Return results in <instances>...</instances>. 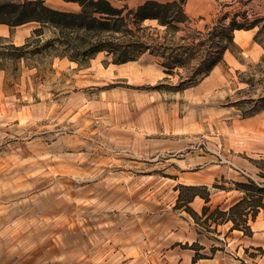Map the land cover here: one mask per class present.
<instances>
[{"label": "rangeland", "instance_id": "374dc122", "mask_svg": "<svg viewBox=\"0 0 264 264\" xmlns=\"http://www.w3.org/2000/svg\"><path fill=\"white\" fill-rule=\"evenodd\" d=\"M111 1L134 8L146 0ZM184 9L189 29L178 36L191 35L190 30L206 33V26L212 29L224 16L226 24L235 20L244 28L234 32L235 52L227 50L208 75L183 90L173 86L185 78L187 68L167 74L159 56L113 63L110 55L99 52L79 64L60 57L58 47L36 52L53 38L50 25L39 38L32 33L31 46L24 50L0 38V69L5 70L0 86V211L27 208L29 229L21 231L27 242L38 230L44 232L42 240L76 239L91 250L90 264H132L133 255L140 264L149 259L170 264L167 251L191 249L184 238L192 223L196 230L207 224L175 206L179 181H189L184 171L221 168L209 187L212 192L221 189L214 185L230 189L218 194L233 199L243 194L236 182L252 179L264 186V109L244 117L235 105L263 92L264 64H257L264 48L254 36L264 26V0H187ZM256 20L261 22L250 28ZM150 23L156 26H143ZM158 29L163 35V27ZM149 33L157 36L154 29ZM259 38L264 40V32ZM252 72L256 85L251 87L243 80ZM100 190L109 208L101 220L99 211L82 209L99 206V200L89 203V196ZM75 196H85L79 199L77 221L88 217L92 223H83L76 234L73 222L67 225L68 214L51 212L68 210ZM32 209L46 214L44 226L30 222ZM117 209L122 214L116 215ZM55 221L65 225L52 226Z\"/></svg>", "mask_w": 264, "mask_h": 264}, {"label": "trees", "instance_id": "16d2710c", "mask_svg": "<svg viewBox=\"0 0 264 264\" xmlns=\"http://www.w3.org/2000/svg\"><path fill=\"white\" fill-rule=\"evenodd\" d=\"M79 4L78 11H65L51 7L46 0H0V23L17 26L27 22H38L41 26L33 30L36 37L44 34L45 26L54 28V36L42 47L38 46L36 52L47 48H61L59 56L68 57L70 61L83 64L88 62L99 52L110 55L113 63H126L139 59L142 55L159 56L165 73L174 74L175 69L186 67L187 75L181 77L173 90H183L208 75L212 69L223 60V54L229 50L234 53L238 48L235 42V30L244 28L243 24L232 20L224 22L226 16L207 32L190 30L191 35H179L181 31L188 30L190 22L184 7L187 0H146L137 7H119L111 0H64ZM144 22H155L143 26ZM261 20L254 21L253 28ZM182 24H185L182 26ZM158 26L163 27L160 35ZM151 29L157 36L149 33ZM264 32L261 27L254 39L263 46L264 40L259 38ZM209 35L207 40L199 42L186 41L190 37ZM195 36V37H194ZM28 40L14 47L24 50L31 46ZM196 60V66L191 64ZM264 64V55L257 66ZM264 74V70H261ZM255 74L243 80L251 87L255 86ZM262 93L258 98H242L235 102L244 117L255 115L264 109V84ZM237 189L243 192L242 196L228 208L204 205L202 212L198 213L191 206L195 197L199 196L208 202L211 188L207 185L178 184L177 208H184L195 220L203 218L205 222L212 220L216 223L231 222V229L242 230L251 234L250 220L255 219L258 211L264 208V186L249 179L248 182H236ZM216 188L224 189L214 185ZM195 251L194 260L206 257L200 252L203 248L197 242L185 244ZM215 250V248H212Z\"/></svg>", "mask_w": 264, "mask_h": 264}, {"label": "crops", "instance_id": "0c3cea01", "mask_svg": "<svg viewBox=\"0 0 264 264\" xmlns=\"http://www.w3.org/2000/svg\"><path fill=\"white\" fill-rule=\"evenodd\" d=\"M53 1L50 5L53 8L65 10V11H78L80 6L76 2H68L64 0H46ZM34 21L27 22L17 26H9L7 24L0 23V38H9L14 44L20 45L24 43L33 33V30L37 28L33 24ZM65 58V57H64ZM73 62V61H71ZM76 63V62H73ZM5 78V70L0 69V86L3 84ZM186 173L185 178H189V181H179L178 184L187 185H207L215 181L222 170L217 166L213 168H207L205 170L184 171ZM183 177V176H181ZM226 193L232 190L220 189ZM238 191V190H235ZM91 192V191H90ZM219 192H212L210 200H205L199 196L195 197L190 203L195 211L202 212L204 205L210 206V209L220 206L222 208H228L235 203L240 197L233 199L226 194H218ZM87 193V192H86ZM104 192L93 191L89 196V203H93L94 200H99L98 207L83 206L84 211L96 212L99 211L98 216L100 220L102 216H107L109 213L108 204L104 201ZM85 196H75L70 204L68 210L60 211L53 208L51 212L54 215L68 214V227L72 226L73 233L80 229L83 225H92L90 219L85 217L83 222L77 221L75 215L80 209L79 199H83ZM88 196H86V199ZM85 204V203H84ZM27 208L20 207L18 210L13 208H5L0 211V264H90L91 250L79 246L78 241L75 239L71 242L65 240L53 238L49 240H42L44 232H37L36 230L31 238L30 242L22 237L21 231L29 229V220L24 217L27 214ZM38 210L32 209L33 218L30 222L34 223V226H44L42 220L46 215L44 212H37ZM48 211V210H46ZM51 214V213H50ZM116 215L122 214V211L115 212ZM53 216L51 217V219ZM205 224L206 228L195 227V223H192V227H189L187 235H185L184 242L190 243L197 242L203 248L200 250L206 254V257H201L196 260L193 259L195 253L192 249H179L174 247L167 251L166 262L170 264H264V208L258 211L255 219L250 220L251 234H245L242 230L231 229V222L216 223L209 220ZM60 222H53L52 226H64ZM48 226V225H46ZM31 228V230L36 229ZM10 232H13V237H10ZM19 232L17 235L16 233ZM10 237V238H9ZM30 243V244H28ZM215 248L211 253H206L208 248ZM31 253H27L29 250ZM81 257L84 260L81 261ZM132 264H140L139 256H132ZM147 264H156L155 260H148Z\"/></svg>", "mask_w": 264, "mask_h": 264}]
</instances>
